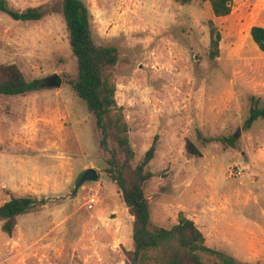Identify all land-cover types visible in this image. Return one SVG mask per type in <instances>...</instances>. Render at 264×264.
Segmentation results:
<instances>
[{"label": "rangeland", "instance_id": "rangeland-1", "mask_svg": "<svg viewBox=\"0 0 264 264\" xmlns=\"http://www.w3.org/2000/svg\"><path fill=\"white\" fill-rule=\"evenodd\" d=\"M61 1L7 0L19 11L43 6L38 21L0 13V64H16L37 85L0 94V205L12 195L45 200L18 216L10 236L0 222V264H103V255L113 260L106 264H125L132 245L126 232L123 242L113 236L110 222L126 228L131 215L104 171L110 153L100 146L95 117L69 84L77 62ZM80 1L94 42L118 50L111 79L129 127L132 168L158 137L143 185L151 223L170 227L186 215L207 246L264 264V118L244 127L250 109L264 107V54L249 34L252 25L264 26V0H233L224 17L199 0ZM210 19L221 33L214 59ZM53 74L60 86H44ZM187 141L199 155L187 152ZM90 167L98 180L75 190ZM54 177L66 181L59 179L63 188L47 187ZM91 214L96 223L86 230Z\"/></svg>", "mask_w": 264, "mask_h": 264}, {"label": "trees", "instance_id": "trees-1", "mask_svg": "<svg viewBox=\"0 0 264 264\" xmlns=\"http://www.w3.org/2000/svg\"><path fill=\"white\" fill-rule=\"evenodd\" d=\"M173 1L189 4L193 0ZM199 1L209 3L216 17L227 16L232 11L233 0ZM61 5L68 44L77 62V75L69 84L95 117L100 146L110 153L107 159L109 166L104 171L117 185L132 217V247L124 250L125 264H253L237 261L207 246L201 230L186 215H180L170 227L151 223L149 202L143 185L152 176L145 168L154 157L158 137H154L141 162L132 168L130 163L134 151L129 143V127L115 100L116 86L111 79L118 50L94 42L89 12L82 1L62 0ZM0 13L16 21H38L45 15L41 5L19 11L11 8L7 0H0ZM208 26L209 57L214 59L219 55L221 33L213 20H208ZM249 34L264 54V26L252 25ZM36 88V81H28L16 64H0V94L23 95ZM259 118H264V107L251 108L244 127L249 128ZM185 148L190 154H200L190 141L186 142ZM44 204L45 200L37 197L12 195L0 205L2 232L10 236L19 215L35 211Z\"/></svg>", "mask_w": 264, "mask_h": 264}, {"label": "crops", "instance_id": "crops-1", "mask_svg": "<svg viewBox=\"0 0 264 264\" xmlns=\"http://www.w3.org/2000/svg\"><path fill=\"white\" fill-rule=\"evenodd\" d=\"M68 168L67 169H71V164L69 163L68 164ZM70 169L68 170V175H69V173L71 172L70 171ZM66 172V171H65ZM64 171L61 173L62 174V177L63 178H65L67 175H66V173H65ZM59 179H60V181L61 182H63V183H65L66 181H62V179L59 177ZM59 179L57 180V179H55V177L54 178H52V179H50V180H48V181H46L48 184V188L50 189V188H52V189H61V188H63V186H60V183H59ZM24 215V214H23ZM20 216V215H19ZM95 214H91V215H89L88 216V220L86 221L87 223L85 224V229L86 230H88L92 225H94L95 223H96V220H95ZM18 218V217H17ZM110 225L111 226H113V227H115V232L114 233H112L113 234V236H121L120 237V241L121 242H123L122 240V238H123V236H124V232H126V234L128 235V239H127V243H129V246H131L132 245V239H131V234H132V217H131V222H130V225H128V227H126V228H124L122 225H121V223H120V221L119 220H115V221H112V224H111V222H110ZM104 228V229H103ZM107 229V228H106ZM101 230H105V227H96V229H95V232H97V234H99V232L101 231ZM109 230V229H108ZM74 245V244H73ZM74 248V247H73ZM102 260H103V264H106V263H109V262H112L113 260H112V258H111V256H105V255H103V257L101 258Z\"/></svg>", "mask_w": 264, "mask_h": 264}, {"label": "water", "instance_id": "water-1", "mask_svg": "<svg viewBox=\"0 0 264 264\" xmlns=\"http://www.w3.org/2000/svg\"><path fill=\"white\" fill-rule=\"evenodd\" d=\"M62 78L59 75L53 74L44 79V86L58 88ZM98 172L96 169L90 167L83 169L75 182V190L78 189L82 184L88 182H96L98 180Z\"/></svg>", "mask_w": 264, "mask_h": 264}, {"label": "built area", "instance_id": "built-area-1", "mask_svg": "<svg viewBox=\"0 0 264 264\" xmlns=\"http://www.w3.org/2000/svg\"><path fill=\"white\" fill-rule=\"evenodd\" d=\"M95 201V199L94 198H91L90 200H89V202H94ZM91 204V203H90ZM91 206V205H90Z\"/></svg>", "mask_w": 264, "mask_h": 264}]
</instances>
